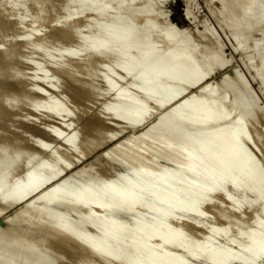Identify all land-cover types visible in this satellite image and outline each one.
<instances>
[{"label": "bare ground", "instance_id": "6f19581e", "mask_svg": "<svg viewBox=\"0 0 264 264\" xmlns=\"http://www.w3.org/2000/svg\"><path fill=\"white\" fill-rule=\"evenodd\" d=\"M153 1L0 0V39L6 40L8 34L4 35L3 31L11 23L23 28L24 32L29 30L26 31L27 35L23 33L25 36H20L21 40H12L0 47V124H4L0 126L1 208L10 209L19 205L28 195L36 193L73 164L90 156L93 149L96 151L122 133V125L141 124L153 108L162 109L180 99L222 63L224 55L219 53L222 46L219 48L217 42H213L217 46L213 45V39L209 40L208 35L202 33L194 37L188 31L177 35L176 29L164 19L156 22L155 18L160 16L156 14L157 11L154 12L156 7ZM257 2L220 0L222 8L219 12L224 14L228 6H231L233 13L242 11L243 16L241 13L238 16L239 19L243 17L240 23H235V17L230 14L234 17L233 22L228 24V18L227 24L223 21L226 24L224 26H229L234 32L238 43L244 35H252L253 40L242 48L241 53L253 51L260 57L256 75L263 78L264 7L262 2L259 3L261 7ZM58 5L64 13L58 21L55 20L56 23L60 24L68 17L69 22L54 28L58 30V36L55 37L57 41H65L64 45L60 44L61 49L57 44L56 54L52 52V47L55 48L52 43L47 45L44 42L50 49L48 52L40 42L49 37H45L48 31L43 29L47 23L46 14L51 13L50 10L54 11ZM256 5L258 8L251 11ZM135 7L143 9L141 14L132 12ZM78 9H83L81 21H76ZM22 10H30L29 15L17 17L19 21L16 18V22H11L14 19L12 16ZM71 11L72 15L69 14ZM28 18L30 23L26 20ZM25 21L29 25L26 26ZM43 22L45 25L41 24ZM40 24L44 26L43 32ZM24 27H30L37 34L33 31L34 36L28 35L30 28ZM75 28H79V31ZM38 29H41L39 34ZM19 31L22 34V29ZM141 35L147 36V39H140ZM47 41H50L49 38ZM70 41H73L72 46L66 47ZM192 41L199 42L195 44ZM164 45L169 47L164 50ZM25 48L31 52L26 53L30 57L38 53L45 55L47 63L49 61L51 64V72L58 73L59 78L63 79V83L60 82L74 85L76 93L84 95L83 99L89 103L104 95L103 91H99L101 85L106 92L114 91V98L105 104L101 114L98 111L99 127L85 134L79 126L74 128L80 114L77 116L74 113L76 110L72 111L70 106L71 110L66 108L68 97L64 99L66 102L60 101L33 84L39 82L37 76L40 75L24 80L22 70H14L16 57ZM28 56H25L27 60H31ZM22 59H18V63ZM120 69L124 71L123 80H134L132 92L127 88L128 83L115 90L113 83ZM49 72L45 76L43 74L40 80L53 88L54 92L58 88L53 83L56 76H53L52 82L48 77L52 73ZM19 80L23 86L20 88L22 92L17 89L20 97L13 87H6L16 83L17 88ZM224 80L228 81V78ZM237 81L232 79L228 83L234 86ZM61 83V87H64ZM219 89V84L202 88L196 97H190L167 113L158 125L145 129L103 155L116 161L120 167L109 171V176L81 169L53 187L42 198L43 205L22 206L12 218L5 221V231L0 232V250L7 241L12 240L16 243L14 253L17 252L18 256L12 262L11 253L0 260V264H32V260L33 264H45L54 257L64 260L68 254L75 252L82 256L85 250L78 245V241L86 243L88 254L85 258L75 254L81 259L75 262L77 264H96L100 258L103 263L99 264H194L198 260L205 264H264V134L258 126L260 121L253 112L255 109L243 106L239 114H235L232 109L235 103L244 101L246 88L236 94L228 93L230 99L228 96L221 98ZM27 91L45 97L38 102L33 99L32 112L43 113L42 118L59 119L61 126L69 132L46 127L44 132L62 145L66 142L68 150H59L57 147L55 150L51 147L50 150L51 145L38 140L39 148L49 152V158L34 167L29 166V159L37 157L36 154L25 157L22 139L19 142L14 139V145L10 138L13 129L16 130V122L20 123L15 112L19 108L25 109L27 104ZM67 91L70 93V89ZM22 101H26V104ZM22 105L23 108L20 107ZM121 118H124L123 123H120ZM232 118L226 127L208 128L214 122ZM67 119L72 121H69L70 125ZM36 121L41 120L33 122L38 123ZM23 122L26 124L27 121ZM112 122L115 125L120 123L118 131L106 133L101 130ZM17 138L19 140L21 137ZM218 143H221L220 147H217ZM254 152L261 157V161ZM113 153H116L117 158L113 157ZM21 160L26 174L16 178L15 172L20 171L17 168ZM160 161L166 165L161 166ZM188 172L193 175L187 179ZM6 197L10 199L9 203L3 201ZM142 197L148 200L142 201ZM205 204L213 212L207 214ZM122 213H125L126 220L120 223L116 218ZM176 213L192 218L186 227L179 223L175 227L167 226V223L177 221L174 217ZM78 216H81L84 225L93 226L100 235L93 237L84 229H75L74 222ZM224 218L230 221L226 222ZM200 231H203L202 239L198 235ZM216 240L222 243H216ZM120 242H123L122 245ZM39 246L46 253H40L43 248L40 247L39 251ZM153 251L155 255L153 253L151 256ZM58 260L54 263L57 264Z\"/></svg>", "mask_w": 264, "mask_h": 264}, {"label": "rangeland", "instance_id": "374dc122", "mask_svg": "<svg viewBox=\"0 0 264 264\" xmlns=\"http://www.w3.org/2000/svg\"><path fill=\"white\" fill-rule=\"evenodd\" d=\"M104 1V0H103ZM107 2H115V1H118V0H106ZM156 1V0H155ZM155 1H153V6L154 7H156V8H154L155 10H154V12H156V14H158V16H160V18H155L156 19V22H160L162 19H164L165 21H167L169 24H171L175 29H176V34L178 35V34H183V33H185L186 31H188V32H190V33H192V36H194V37H197V35L198 34H202V33H204V34H206V35H208V37H209V40H212V43L213 42H217L216 44L217 45H219V48H220V46H222L221 48H220V51H219V53H222V54H220L221 55V57L223 56V58H221V60H222V63L221 64H219V65H217V68H216V70L213 72V73H211L210 75H207V77L204 79V80H202V81H200V83L199 84H197L193 89H191V90H189L187 93H185V95L183 96V97H181L180 99H178V100H176V101H173V102H171V103H169V104H167L164 108H162V109H158L157 107L156 108H153L152 109V111H151V114L146 118V120L144 121V122H142L141 124H137V125H132V126H126L125 127V125H122L123 126V130H122V133H120V134H118V135H116L115 137H113L108 143H106V144H104L103 146H101V148L99 149H97L96 151L94 150H92L93 151V153H91L90 152V156L88 155L89 154V152H88V157H85L84 159H83V161L82 162H80V163H75V164H73L72 166H71V168L69 169V170H67L66 172H64V173H62L61 175H59L57 178H55V179H53V180H51V181H49V182H47V184H45L44 186H42L36 193H34V194H31V195H28L26 198H25V200H23L19 205H15L13 208H10V209H3V208H1V212H0V232L1 231H5V228H6V223H5V221L7 220V219H9L10 217L12 218V216L20 209V208H22V206H25V205H35V206H41V205H43V203H44V201L42 200V198L43 197H45L48 193H49V191L53 188V187H55L57 184H59L61 181H63L64 179H66V178H68L69 176H71L72 174H74V173H77L78 171H80L81 169H84V170H86L87 172H97V173H99V174H102L103 176H109L110 175V172L109 171H111L112 169H120V167H119V165L117 166V162L116 161H113V160H111V158L110 157H105V156H103V155H105V154H107V153H109L114 147H116L117 145H119V144H121V143H123L124 141H126V140H128L129 138H131V137H134V136H136V135H139V134H141L145 129H147V128H149V127H153V126H156V125H158L159 123H160V121H161V119L167 114V113H169L170 111H172L177 105H179V104H181V103H183L184 101H186L187 99H189L190 97H196L200 92H201V89L202 88H204V87H211V86H215V85H220V89H219V92H218V95L221 97H223V96H225V97H227L228 96V98L230 97L229 96V94L228 93H237L239 90H241V89H243L244 87L246 88L245 89V94H244V97L243 98H245L244 99V101H241L240 103H235V105H233L234 107L232 108L234 111H235V114H239V113H241L242 112V109H243V106H246L247 108H249L250 106V109H252V110H254L253 112H255V114L257 115V117H258V120L260 121L259 122V124H258V126H259V128L261 129V131L263 132V134H264V77L263 78H259V77H257V73H258V71L257 70H259V64H258V62L260 61L259 59H260V57H258V56H256V53H254L253 51H248V52H245L244 54L243 53H241L242 51V48L243 47H245L246 45H249L250 43H251V41L253 40L252 39V35H250V34H246V35H244L241 39H240V43H238V42H236V38H235V34H234V32H231V30L228 28L229 26H226V28H225V26H224V24L226 23L227 24V22H228V24H230V23H232L233 22V20H234V22L235 23H240L241 22V20H242V18L241 19H239V15H240V13L242 14V16H243V13H242V11L238 14V11H236V12H234L233 13V11H232V8H231V6H228L226 9H225V12H224V14H221L220 12H219V10L222 8L221 7V3H220V0H161L160 2H158L159 0H157L156 2H158V3H156ZM155 2V3H154ZM262 2V6L264 7V0H258V5H259V7H261L260 6V4L259 3H261ZM156 4V5H155ZM258 5H256V6H253L252 8H251V11H255L257 8H258ZM57 8H59V5L57 6V7H55V10L54 11H52V10H50L51 11V13H48V14H46V17H45V19L47 18V21L44 19V22L46 21L47 23H45L44 24V22L43 23H41V24H43V25H45V27L42 25L41 26V24H40V26H41V29L43 28V29H45V31H48V32H46L45 33V35H43L44 33H40L41 34V36H45V37H48L49 38V42L47 41L48 40V38H45V39H43V40H45V41H41L40 42V44H41V46L43 45V47L42 48H46L47 49V47H46V44L47 45H51V43L53 44L52 46H55V48L53 49V47H52V50H54V51H52V52H55L56 54H58L57 53V51H58V45H59V48L61 49V47H60V44L61 45H64V43H65V41H62V42H60V40L59 41H57L58 39L57 38H55V37H57L58 35V30H56V29H54V28H57V27H61V25H65L66 23H68L69 22V17L68 18H66V19H64V20H62L61 21V23L60 24H57L56 23V21H58L59 20V17L61 18V16L63 15V13L64 12H62V9H60L61 8V4H60V8L59 9H57ZM54 9V8H53ZM230 9V13L229 12H227V10H229ZM141 10H143L141 7H135L133 10H132V12H134L135 14H141ZM29 11L30 10H22V12H18V13H16V14H14V13H12V15L14 14V16H12L14 19L13 20H11V22H16V18L18 17V18H21V16H24V15H29ZM32 11V10H31ZM221 11V10H220ZM83 12V9L81 10V9H78L77 10V12H76V21H81L82 19H83V17L81 16V13ZM28 13V14H27ZM32 12H30V14H31ZM57 14V15H56ZM70 15H72V11H71V13H69ZM233 15V16H231V15ZM47 15H48V17H47ZM220 15H223V16H221V17H219ZM228 15V16H227ZM229 15H230V17H229ZM237 17H236V16ZM224 17H226V18H224ZM234 19H233V18ZM18 18H17V21H19L18 20ZM222 18V19H221ZM228 18H229V20H228ZM12 19V18H11ZM57 19V20H56ZM233 19V20H232ZM15 20V21H14ZM26 20H28V22L30 21V19L28 18V19H26ZM56 20V21H55ZM228 20V21H227ZM231 20V21H230ZM238 20V21H237ZM55 21V22H54ZM221 21V22H220ZM223 21H225V23L223 22ZM227 21V22H226ZM26 22V26H27V24L29 25V23H27V21H25ZM223 22V23H222ZM48 23L50 24V26L48 25ZM53 23V24H52ZM12 24V23H11ZM11 24H9V25H7L8 27H6L5 29H4V31H3V33H4V35H7V37H6V40H3L2 41V39H0V47L1 46H4L5 44H7L9 41H17V40H21L20 39V36H21V38H22V36L24 35L25 36V34L27 35V32L29 31H27V30H25V32L23 31L24 29L23 28H19V26L17 25V27L19 28H17V27H15V24H13V25H11ZM223 24V25H222ZM225 24V25H226ZM81 25V24H80ZM13 26V27H12ZM23 27V26H22ZM37 27H39V26H37ZM47 27H48V29H47ZM51 27V28H50ZM76 27H79V25H77ZM81 27V26H80ZM79 27V28H80ZM209 27V28H208ZM25 29H27L28 27H24ZM30 28V27H29ZM28 28V29H29ZM34 28V27H33ZM79 28L77 29V28H75V29H77L78 31H79ZM227 28L229 29V30H227ZM7 29V30H6ZM11 29V30H10ZM18 29V31H16ZM22 29V34L20 33V31L19 30H21ZM41 29H38V34H39V30H41ZM42 29V31L41 32H43L44 30ZM80 29H82V31L84 30V28H80ZM52 30H54V31H52ZM76 30V31H77ZM27 31V32H26ZM33 29H31L30 28V32L28 33V35L30 34L31 36H34V34L36 33L35 31V33L33 34ZM84 31H86V29L84 30ZM8 32V33H7ZM211 32H213V34L211 33ZM23 33H25V34H23ZM21 34V35H20ZM33 34V35H32ZM37 34V33H36ZM48 34V35H47ZM216 34V35H215ZM234 34V35H233ZM53 36V37H52ZM199 36V35H198ZM52 37V38H51ZM141 37L145 40V39H147V36H145V35H141L140 36V39H141ZM215 37V38H214ZM15 38V39H14ZM54 38V39H53ZM5 39V38H4ZM8 39H10V40H8ZM53 39V40H52ZM56 39V40H55ZM46 44H45V43ZM193 43H197L198 44V42L197 41H192ZM63 43V44H62ZM195 43V44H196ZM215 43H213V45H216ZM56 44V45H55ZM58 44V45H57ZM72 44H73V41H70V42H68V43H66V47H71L72 46ZM222 44V45H221ZM210 45V44H209ZM216 45V46H217ZM264 45V44H263ZM45 46V47H44ZM57 46V47H56ZM215 46V47H216ZM30 47V46H29ZM51 46H49V48H50ZM165 47H169V45L167 46V45H164V50L166 49ZM210 47H211V45H210ZM213 47V46H212ZM211 47V48H212ZM41 48V50H45V49H42ZM63 48V47H62ZM26 49V48H25ZM57 49V50H56ZM222 49H223V51H222ZM48 50H50V49H47V51ZM27 51H29V50H25L24 51V49H23V51H21V53L22 54H20V56H18L17 55V61H15L14 62V70H19V69H21L22 70V73H23V75H25L24 76V80H27V79H25V78H29V77H33L34 75H40V76H37L38 78H39V80H37V81H39V82H37V83H33L35 86H37V87H39L38 89H41V90H43L44 89V91H46L50 96H52V97H57L60 101L61 100H64V99H66L67 97V100L66 101H68V102H66L65 100V102L64 101H62V103L64 102L65 103V106H66V108H68L69 106L71 107V109H73L72 111H74V110H76V111H74V113L78 116L79 114V117H78V119L80 120H78V122H77V124H76V127H74V128H78L77 126H79L81 129H82V132L85 134V132L87 133V132H89L90 131V133H91V130H94L95 128H97L96 126H98L99 127V123H98V121H97V117H99V113L101 114V111L104 109L103 107H105V104H107L109 101H111L114 97H113V94H114V91H111V92H106L105 90V88H104V86H102L101 85V87L103 88H101L100 87V89H102V90H100L99 89V91L100 92H102L104 95H102L99 99H94V101H90L91 103H89L85 98L83 99V97H84V95L83 96H81L80 94L81 93H76V91H77V88H75L74 87V85H70V86H68L67 84L65 85H63L62 83V78H59L60 77V75L58 74H55L56 72H54V71H52L51 72V64L49 63V61H48V63H47V60H48V58H45L44 56L45 55H43V54H41V53H38V54H34L32 57H30V56H28L29 54H26V53H30L31 54V52L29 51V52H27ZM50 51V52H51ZM49 52V51H48ZM52 55L54 54V53H51ZM24 57H22V56ZM28 56V58L29 59H31V60H27V58L25 57V56ZM253 55V56H252ZM245 56V57H244ZM22 59V60H20L21 61V63H18V59ZM225 58V59H224ZM44 59H46V61L44 60ZM65 58H63V60H64ZM252 59V60H251ZM24 60V61H23ZM26 60V61H25ZM34 61V62H33ZM23 62V63H22ZM25 62V63H24ZM250 62V63H249ZM36 65H35V64ZM47 63V64H46ZM252 63V64H251ZM253 66H251V65ZM47 65V66H46ZM255 65V66H254ZM46 66V67H45ZM35 67V68H34ZM43 67V68H42ZM49 69H48V68ZM258 68V69H257ZM46 69V70H45ZM34 70H37L38 72H40V71H42V72H40L41 74H39L37 71H34ZM50 71V72H49ZM48 72L51 74V75H48V77H50L49 79L50 80H52L53 79V76H56V77H54V82H53V80H52V82L53 83H55V85H58V88H60L61 90H59L57 87H56V89L54 90V92H52L53 90V88H49V87H47L48 86V84L47 83H45L43 80H40V79H43V77L45 76V74H48ZM36 73V74H35ZM124 73V71L122 70V69H120V71H119V75H118V77H117V79H116V81H115V83H113L114 84V87H115V90H119L121 87H123V85L126 83H128V90H130L131 92H132V87H133V85H134V80H123L124 78H123V74ZM33 74V75H32ZM43 74H44V76H43ZM54 74V75H53ZM31 75V76H30ZM52 76V77H51ZM58 76V77H57ZM237 77V78H236ZM241 79H240V78ZM59 78V80H58V82L56 81L57 79ZM226 79V78H228V81L230 82V81H232V79H233V81L235 80H238L236 83L237 84H235L234 86L232 85V83H228V81L227 80H224V81H222L223 79ZM30 79V78H29ZM21 80H19V82L17 83V88H16V86H15V84L13 85V84H9V85H6V87L7 88H11V87H13L14 89L13 90H15L16 91V93H18V96H19V92H22V88H23V86L22 85H20L19 83H22V81L20 82ZM41 81V82H40ZM56 81V82H55ZM62 83H61V82ZM137 81H138V79H137ZM226 81H227V85L225 84L226 83ZM242 84H241V83ZM244 82V83H243ZM43 83H45V85L43 84ZM57 83V84H56ZM59 83V84H58ZM60 83L62 84V86H64V87H61V85H60ZM47 84V85H46ZM11 85V86H10ZM18 85H20V86H18ZM59 85H60V87H59ZM241 85H243V86H241ZM246 85V86H245ZM22 86V87H21ZM50 86V85H49ZM36 87V88H37ZM65 87H67L68 89H70V93L65 89ZM21 88V89H20ZM30 88L32 89V87L30 86ZM30 88H28V90L30 89ZM49 88V89H48ZM73 88H75V89H73ZM19 90V92H18V90ZM57 90L59 91L58 93H57ZM63 90H65V91H63ZM72 90V91H71ZM244 90V89H243ZM31 91V90H30ZM29 91V92H30ZM23 92H24V90H23ZM28 92V91H27ZM28 92V93H29ZM73 94H72V93ZM26 93V92H25ZM27 93V97H28V99L26 98V101H27V104H29V102H31V104H29L30 105V107H29V105H27L25 102L26 101H22V103L24 104H26L25 105V107H24V105H22V106H20V107H24L25 109H18V111H19V113H18V111L17 112H15L16 114H18V116L17 115H15L18 119H20L19 121H20V123H22V124H18L17 122H16V130H14L13 129V133H11L10 134V138L12 139V143L14 144V143H16V142H19L20 141V139H22V141H23V144L21 145V143H22V141H21V143H19L22 147V150H23V155L25 156V157H28L29 155H34L35 156V154H36V156L37 157H33V158H31V159H29V166L30 167H34V166H36L37 164H39L41 161H43V160H46V158H49V152L47 153L46 151H44V150H42V149H40L39 148V146H38V140L40 141H42L43 143H46V144H48V146L49 145H51V146H49L50 148V150H51V147H52V150L55 148V149H59V150H63V149H66V150H68V146H66V142H64L63 143V145L61 144V142H58L53 136L51 137V135H49V133H47V132H44L45 131V128L46 127H50V128H58L59 130H60V128H61V130L60 131H62L63 133L64 132H66V133H68L69 134V132H68V129H66V128H63V126H61V121L59 120V119H56V118H52V119H49V118H42L43 116V113H34V111L32 112V110H33V108H31V107H33L32 105H33V103L36 101V102H38V100L39 101H42L45 97H43V96H40L39 94H37V93H34V92H31V93H29L28 94ZM64 93V94H63ZM74 93H76V95H78V96H76ZM21 94V93H20ZM63 94V95H62ZM17 95V94H16ZM61 95V96H60ZM20 97V96H19ZM63 97V98H62ZM66 97V98H65ZM221 97V98H222ZM81 98V99H80ZM33 99H34V102H32L33 101ZM230 99V98H229ZM248 99V100H247ZM72 102H71V101ZM93 100V99H92ZM243 100V99H242ZM29 101V102H28ZM95 101L97 102V103H95ZM87 102V103H86ZM254 104H253V103ZM63 103V104H64ZM69 105H68V104ZM67 104V105H66ZM90 104V105H89ZM93 104H95V105H93ZM256 104V105H255ZM74 106V107H76V109L74 108V107H72V106ZM79 105V107H77ZM89 105V106H88ZM26 106H28L27 108H26ZM70 107H69V109H70ZM255 107V108H254ZM32 110H31V109ZM80 108H82L81 110H80ZM70 109V110H71ZM79 109V110H78ZM84 109V110H83ZM87 109V110H86ZM20 110H21V112H20ZM23 111V112H22ZM82 111V112H81ZM98 111H99V113H98ZM86 112V116L84 115V113ZM73 113V114H74ZM21 114V115H20ZM35 114V115H34ZM39 114V115H38ZM96 117V118H95ZM41 120V121H36V122H38V123H35V122H33L34 120ZM41 118V119H40ZM28 120H30V121H28ZM32 120V121H31ZM68 120V119H67ZM233 120V118L232 119H225V120H221V121H217V122H214V123H212L211 125H209L208 126V128H211V129H213V128H217V127H226L227 125H229V123L231 122ZM18 121V120H17ZM18 121V122H19ZM23 121H27L26 122V124L23 122ZM72 122L70 119L67 121V123L69 124L70 122ZM31 122V123H30ZM91 122V123H90ZM92 122H94V123H92ZM124 122V118H121L120 119V123H123ZM98 123V124H97ZM117 123V122H116ZM120 123H117L116 125H115V123L114 122H112V123H110V125L111 124H114L115 126H110L108 123L101 129V130H103L104 132H113V131H118V124L120 125ZM261 123V124H260ZM71 124V123H70ZM69 124V125H70ZM2 125H4V124H0V126H2ZM23 125H25V126H23ZM28 125V126H27ZM86 125V126H85ZM92 125V126H91ZM93 125H94V127H93ZM89 126V127H88ZM20 127V128H19ZM23 127V128H22ZM25 127V128H24ZM72 127V128H73ZM93 127V128H92ZM120 127H121V125H120ZM27 128V129H26ZM86 128H88V129H90V130H86ZM115 128H117V129H115ZM194 128H196V129H198V130H204L202 127H199V126H194ZM100 129V128H99ZM109 129V130H108ZM0 130H1V128H0ZM18 130H19V132H18ZM63 130H66V131H63ZM71 131L72 130H74V129H70ZM80 130V129H79ZM85 130V131H84ZM97 130V129H96ZM95 130V131H96ZM112 130V131H111ZM15 131V132H14ZM16 131H17V133H16ZM70 131V132H71ZM94 132V131H93ZM106 132V133H107ZM201 132V131H200ZM45 133V134H44ZM65 133V135H68V134H66ZM82 133V134H83ZM46 134L48 135V136H46ZM15 137H14V136ZM20 135V136H19ZM12 136V137H11ZM84 136V135H83ZM17 137H21V138H19V140H18V138ZM24 137V138H23ZM51 137V138H50ZM16 138H17V140H16ZM15 139V140H14ZM26 139V140H25ZM16 141V142H14V141ZM35 141H37V142H35ZM65 141V140H64ZM34 143H36L37 144V146H35L34 145ZM19 144H17V145H19ZM15 145V144H14ZM221 146V143H218L217 144V147H220ZM14 147V146H13ZM57 147V148H56ZM61 147V148H60ZM17 148V147H16ZM54 149V150H55ZM45 152V153H44ZM255 153V152H254ZM38 154V155H37ZM113 155V157L115 158H117V155H116V153H113L112 154ZM255 155H256V157H257V159L258 160H260L261 161V157H259V155H257L256 153H255ZM104 157H105V159H104ZM109 158V161L107 160ZM162 162L163 161H160L159 162V164L161 165V166H165L166 164H165V162H163V164H162ZM104 163H106L105 164V166H104ZM110 163V164H109ZM109 164V165H108ZM110 165H112V166H110ZM98 166V167H97ZM96 167V168H95ZM95 168V169H94ZM97 168H98V170H97ZM107 170H106V169ZM18 170H20L19 172L16 170V172H15V174L17 175H15V177L16 178H18V177H23L26 173H25V170H23L22 169V160H21V163L18 165V168H17ZM100 169V170H99ZM114 169V170H115ZM107 173H106V172ZM21 172V173H20ZM120 172H122L121 170H120ZM19 173V174H18ZM108 173H109V175H108ZM21 175H23V176H21ZM193 175V173H187V179L188 178H190L191 176ZM118 175H117V173H116V175H115V177H117ZM144 200H148L147 199V197H142V201H144ZM3 201L5 202V203H9L10 202V199L9 198H4L3 199ZM208 205L207 204H205V208L207 207ZM137 207H135L134 209H136ZM59 212H61V210H58ZM205 212L207 213V214H209V213H211V212H213L210 208H206V210H205ZM174 217H176V222H172L171 224H169V223H167L166 225L167 226H171V227H175V226H177V223H179V224H181V225H184L185 227L187 226V224H188V222H190V220L192 219L191 217H188V216H182V215H178V213H176L175 214V216ZM117 221L118 222H120V223H123V221H125L126 220V217H125V213H122V214H120V215H118L117 216ZM225 219V218H224ZM225 221L226 222H229L230 221V219L229 218H226L225 219ZM138 222H135V224H137ZM133 224H134V222H133ZM129 225H131V224H129ZM74 228L75 229H84V230H86V233L88 234V235H90V236H98V235H100V233L99 232H97L95 229H94V227L93 226H88V225H84L83 224V222H82V219H81V216H78V218L75 220V222H74ZM4 235L7 237V235L4 233ZM198 235H199V238L200 239H202V236H203V231H200V232H198ZM68 242V241H67ZM216 243H222V241L221 240H216L215 241ZM122 243L123 242H120V245H122ZM78 245L80 246V247H82L85 251H84V253L82 254V256H81V253H76L75 252V254H77V255H79V257H84L85 258V256L88 254V248H87V246H86V243H84V242H82V241H78ZM40 247L41 246H39V251L41 250L40 249ZM15 248H16V243L14 242V241H12V240H9V241H7L2 247H1V250H0V260H3L4 258H6V256H8L9 254H11V253H13V256H12V262H15V260H16V258H17V256H18V254H17V252H15L14 253V250H15ZM41 248H43V247H41ZM45 249L43 248L41 251H40V253H42V254H44V253H46V250L44 251ZM105 253L107 254V252L105 251ZM153 253H154V251L152 252V254H151V256L153 255ZM55 254H57V253H55ZM70 254H72V255H70ZM70 254H68L66 257H68L69 258V256L71 257L70 259H68V258H64V260H58L57 259V257L55 258L54 256L55 255H52V257H54V258H52V259H50V260H48L45 264H53L54 263V261L56 262V260H58L61 264H77L79 261H81V259L77 256H75V254L74 253H70ZM154 255H155V253H154ZM57 256V255H56ZM103 257V256H102ZM80 259V260H78V259ZM56 259V260H55ZM73 259V260H72ZM66 263H65V262ZM33 262H34V260H32L30 263H32L33 264ZM59 262H57V264H60ZM64 262V263H63ZM75 262H77V263H75ZM99 263H103L102 262V260H101V258L98 260V262L96 263V264H99ZM37 264H40V262L39 263H37ZM55 264V263H54ZM111 264H119L118 262H113V263H111ZM194 264H205V262L204 261H197V262H194Z\"/></svg>", "mask_w": 264, "mask_h": 264}]
</instances>
